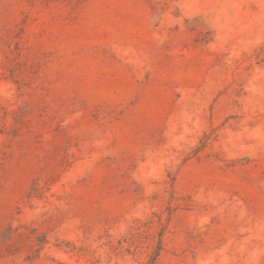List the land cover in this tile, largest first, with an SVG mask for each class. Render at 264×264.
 <instances>
[{"label":"rangeland","instance_id":"rangeland-1","mask_svg":"<svg viewBox=\"0 0 264 264\" xmlns=\"http://www.w3.org/2000/svg\"><path fill=\"white\" fill-rule=\"evenodd\" d=\"M0 264H264V0H0Z\"/></svg>","mask_w":264,"mask_h":264}]
</instances>
